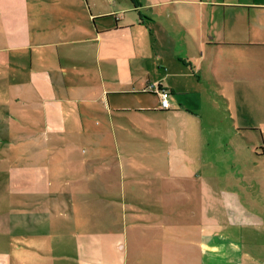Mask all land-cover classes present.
<instances>
[{
  "label": "crops",
  "instance_id": "obj_1",
  "mask_svg": "<svg viewBox=\"0 0 264 264\" xmlns=\"http://www.w3.org/2000/svg\"><path fill=\"white\" fill-rule=\"evenodd\" d=\"M0 264H264V0H0Z\"/></svg>",
  "mask_w": 264,
  "mask_h": 264
},
{
  "label": "built area",
  "instance_id": "obj_2",
  "mask_svg": "<svg viewBox=\"0 0 264 264\" xmlns=\"http://www.w3.org/2000/svg\"><path fill=\"white\" fill-rule=\"evenodd\" d=\"M147 93H154L159 98V108L161 110H167L169 108V97L170 94L168 91L162 90L157 84L148 85L145 90Z\"/></svg>",
  "mask_w": 264,
  "mask_h": 264
}]
</instances>
